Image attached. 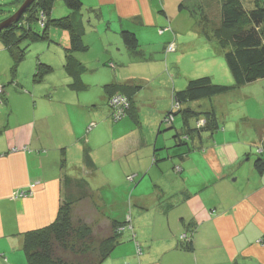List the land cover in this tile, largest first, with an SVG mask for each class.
<instances>
[{
  "label": "crops",
  "instance_id": "obj_1",
  "mask_svg": "<svg viewBox=\"0 0 264 264\" xmlns=\"http://www.w3.org/2000/svg\"><path fill=\"white\" fill-rule=\"evenodd\" d=\"M81 1L83 8L74 14L85 29L83 48L73 56L81 64L85 90L68 87L72 79L64 68L69 46L66 30L58 79L50 75L51 58H41L44 62L31 58L27 63L26 54L13 69V59L0 40V85L5 96L4 103L0 101V264H28L24 234L55 221L64 197L76 190L70 179L88 181L87 197L74 209L85 214L93 211L108 227L111 220L128 221L99 264H264V172L253 167V152L264 146V116H252L244 108L246 93L259 98L264 86L251 93L245 91L248 84L190 103L195 110L213 109L219 129L200 132L189 151L166 150L174 145L173 132L165 130L162 119L173 107L174 91L183 89L191 77L179 78L177 71L172 76L163 64L156 66L152 77L148 75L153 62L170 58L172 52H165L169 42L177 50L180 30L191 23L182 12L199 0ZM217 2L220 5V0H201L203 16L191 23L190 30L202 35L203 17L209 18L207 9ZM71 14L62 0H56L50 16ZM52 27L48 35L53 34ZM166 27L171 30L158 33ZM121 30L136 34L145 58L129 53ZM182 47L179 42L178 49ZM124 58L146 67L148 74L127 76L118 67V72L102 79L81 77L109 63L126 66ZM38 62L51 65L52 70L35 77ZM123 83L138 87L132 94L136 120L127 116L119 127L109 122L107 103L117 89L107 86ZM91 85L98 87L100 95L89 102L90 95L82 92ZM196 123L191 120V127ZM159 148L164 150L154 163V149ZM85 149L92 168L85 165ZM101 165L110 167L108 180L119 179L108 186V193L91 181ZM128 175L133 176V184L125 181ZM32 183L31 196L12 199L14 191L27 190ZM183 233L189 241L179 239Z\"/></svg>",
  "mask_w": 264,
  "mask_h": 264
},
{
  "label": "trees",
  "instance_id": "obj_2",
  "mask_svg": "<svg viewBox=\"0 0 264 264\" xmlns=\"http://www.w3.org/2000/svg\"><path fill=\"white\" fill-rule=\"evenodd\" d=\"M23 1L21 0V3ZM55 1L34 0L16 22L0 31V40L3 47L9 51L13 59V69H15L29 51L32 41L47 39L48 29L51 26L66 30L69 34V46L65 50L64 68L72 79L68 87L76 92L82 91L87 86L80 79L82 67L73 54L76 50L83 48L82 37L85 29L80 19L74 14L83 8V3L81 0H62L64 6L73 14L52 18L50 15ZM251 3L252 5L246 8L241 0H220L221 12L218 21L203 17V24H205L203 32L210 35L208 31H211L212 38L223 52L233 82L229 85L215 84L209 76L202 75L189 79L183 89L174 91L173 107L162 119L165 130L168 132L173 130L174 145L165 148L166 150L177 147L189 151L191 140L199 136L200 132L214 133L219 129L217 115L213 109L195 110L188 106L190 103L226 94L232 89L264 79V0H252ZM179 7L182 8L181 5ZM39 11L44 12L45 15L42 26L41 18L38 17ZM166 30L171 28H160L158 33L161 34ZM120 38L131 55L145 58L144 53L139 49L138 38L134 32L121 30ZM167 45L165 52H167ZM108 65L110 67L113 64ZM51 70V65L38 62L34 75L39 78ZM107 88L117 89L110 93L107 100L112 122L120 121L127 116L136 120L132 94L138 87L123 83L109 84ZM3 91L4 86L0 94L2 103L5 101ZM117 94L126 99L127 105L123 106V114L120 118L114 119L112 116L115 111L111 112L109 101L113 95ZM177 116L181 120L179 128H176L174 123ZM201 117L205 120L204 125L191 127L190 121L199 122ZM260 148L253 167L258 173H263L264 146ZM163 150V148L154 149V163L160 160L158 154ZM84 152L85 165L92 168L93 164L86 149ZM183 155L185 153L179 156ZM68 181L76 184V190H73L75 191L73 195L68 194L64 197L55 221L48 226L24 234L23 247L28 264H99L111 253L119 237V231L128 225V221L111 220L108 227L109 233L98 235L95 224L85 221L83 217L78 216V213H74V205L87 197L88 181L86 179ZM126 181L129 184L135 182L132 175H128Z\"/></svg>",
  "mask_w": 264,
  "mask_h": 264
},
{
  "label": "rangeland",
  "instance_id": "obj_3",
  "mask_svg": "<svg viewBox=\"0 0 264 264\" xmlns=\"http://www.w3.org/2000/svg\"><path fill=\"white\" fill-rule=\"evenodd\" d=\"M241 1L246 8L252 5L251 3L252 0H241ZM20 3L21 0H0V20L8 18L12 14H14L19 8V6L22 4ZM202 8L203 7H201V0H199V1H195V4H191L189 9L184 10L182 13L183 15H186L188 17V20H190L191 23L193 21L199 22V20H201L200 17L203 16ZM209 8H211V9H207L209 12V15L207 14L209 16V19L218 21L221 12L219 2H217L216 4L213 3L212 5H210ZM41 15L45 17L44 12L39 11L38 17L41 18L42 17ZM185 23L183 27H185ZM191 23L190 25L188 23V28L186 30L184 29L180 30L179 41L176 43V45L177 44L179 45L180 42L184 46V49L182 47V51H181V49H178V45H177V50H176L174 42L168 44L166 50L167 52H172L171 55L169 56L170 58L162 57V62L161 61L153 62L151 64L152 66H150L152 67V69L149 68L151 73L148 76L152 77L153 75L151 74L154 70L157 69L156 66H160L161 68V64H163L164 71H166L168 74L172 76H175L174 73L176 71H177V75H179V78L182 79L183 77H187V76H190L191 78H196L198 76L206 75L209 76L212 79V82H214L215 84L229 85L227 82H230V80H232V77L225 63L223 52L219 48V45L218 44L216 45L214 39L212 38L213 36L211 31H208L210 35H206L204 32L202 33V35H198L194 33L192 30H190ZM51 31L53 34L48 35L47 39L34 40L31 42L29 46V51L26 56V62L27 63H29V61L31 62V58L33 59V61L35 60V58H38L40 61H43L42 59L48 61V59L45 58H51L52 60L51 64L54 65V71L52 72V74L50 73V75H52V78L55 76L58 79L60 77V70H61V68L59 70L60 59L62 57L61 55L64 54V47L66 46L63 40L66 38L68 34H66L67 32L65 30L57 27H52L49 30V32L51 33ZM174 39H175V35H173V41ZM199 39L201 40L200 42H198ZM201 45H203L204 47H202ZM212 45L215 47V49L211 47ZM147 56L149 55L147 54ZM123 60L125 61L123 64L126 63V66L121 67V66L112 65L110 67H103L101 68V70L99 69L98 71H94L93 73H86L85 71L86 74L82 73L81 77L83 78V80L88 79V81H92L94 79H99V78L102 79L107 77V75L110 76V73L112 74L114 72H118V67L120 68L121 74L124 73V75L127 76H129L132 73L141 72V71L142 73L148 74V72L145 70L146 67H141L142 66L141 64L140 67H138L137 62H132V64H129L127 63L128 58L127 60L126 58H124ZM47 76H49V74ZM169 78L171 79V77ZM263 81L253 82V84H250V86H248L250 88L246 89L245 91L251 92L252 89H253L252 92L261 90L264 86ZM85 93L90 95V98H88L89 102L90 99H92L93 97L100 95L99 89L95 85H91L87 91L82 92V95H84ZM246 94H247V100L245 99L244 101L245 102L244 108L246 109L245 111H249L250 115L252 114V116L255 117L264 116V93L259 98L257 97L258 99L252 98L251 95L248 93ZM128 118L122 119V121L120 120L118 122H112V120L109 119V122L111 124L113 123L114 126L120 124L119 127H122L124 126L123 122ZM176 118H177L176 121L177 123L175 126L176 128H179L180 118H178V116ZM93 121L98 122V120L96 119H94ZM204 123L205 120L203 118H200L199 122L196 123L197 124L196 126L201 127L204 125ZM116 129H118V127L114 128V132L116 131ZM260 150H261L260 147L257 150L255 149V152H253V158L255 157L256 159L259 156ZM178 169L179 167L175 168L176 171H178ZM109 170L110 167L108 166L102 167L101 165V167L97 171H95V174L91 180L95 188H99V190L101 189L103 192H107V193H108V186L110 187L119 182V179L116 178L113 181L107 179L108 178L107 171ZM96 179L100 180V183H97L95 181ZM100 184H101V188L99 187ZM131 191L129 190L130 193ZM126 193H128V191ZM90 211L92 210H88V212ZM74 213L75 214L78 213V216L83 217L85 221L92 222L93 224H95V226H97L95 228V231L98 235H104L109 233L108 224L106 222H103L102 219H98L99 215L94 213L93 211L88 214H85L82 211H78V207H77V210L74 209Z\"/></svg>",
  "mask_w": 264,
  "mask_h": 264
},
{
  "label": "built area",
  "instance_id": "obj_4",
  "mask_svg": "<svg viewBox=\"0 0 264 264\" xmlns=\"http://www.w3.org/2000/svg\"><path fill=\"white\" fill-rule=\"evenodd\" d=\"M41 26L43 25V20H44V16L41 15ZM2 92V86L0 85V94ZM127 105V101L126 99L120 95V94H117V95H113L109 101V106L111 107V112L115 111V113H113V116L112 118L114 119H119L121 114H123V106H126ZM94 125L91 124L89 125L88 129H91ZM260 152V151H259ZM33 188H35V184L32 183L29 185L28 189L27 190H17V191H14L12 193V199H18V198H22V197H28V196H31L33 194ZM179 239L181 241H189V237L187 234L183 233Z\"/></svg>",
  "mask_w": 264,
  "mask_h": 264
},
{
  "label": "water",
  "instance_id": "obj_5",
  "mask_svg": "<svg viewBox=\"0 0 264 264\" xmlns=\"http://www.w3.org/2000/svg\"><path fill=\"white\" fill-rule=\"evenodd\" d=\"M34 0H24L22 4L19 6L17 11L9 16L8 18L0 21V31L10 26L12 23L16 22L18 18L25 12L27 7L33 2Z\"/></svg>",
  "mask_w": 264,
  "mask_h": 264
},
{
  "label": "bare ground",
  "instance_id": "obj_6",
  "mask_svg": "<svg viewBox=\"0 0 264 264\" xmlns=\"http://www.w3.org/2000/svg\"><path fill=\"white\" fill-rule=\"evenodd\" d=\"M176 47V46H175Z\"/></svg>",
  "mask_w": 264,
  "mask_h": 264
}]
</instances>
